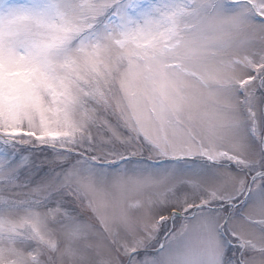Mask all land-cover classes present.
I'll return each instance as SVG.
<instances>
[{"label":"snow or ice","instance_id":"obj_1","mask_svg":"<svg viewBox=\"0 0 264 264\" xmlns=\"http://www.w3.org/2000/svg\"><path fill=\"white\" fill-rule=\"evenodd\" d=\"M0 264H264V0H0Z\"/></svg>","mask_w":264,"mask_h":264}]
</instances>
